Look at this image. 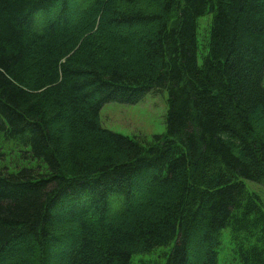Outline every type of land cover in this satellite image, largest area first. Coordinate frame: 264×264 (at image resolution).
I'll use <instances>...</instances> for the list:
<instances>
[{"label":"trees","instance_id":"obj_1","mask_svg":"<svg viewBox=\"0 0 264 264\" xmlns=\"http://www.w3.org/2000/svg\"><path fill=\"white\" fill-rule=\"evenodd\" d=\"M212 16L199 64L198 22ZM264 0H0V264H264ZM168 93L167 132L106 130Z\"/></svg>","mask_w":264,"mask_h":264},{"label":"rangeland","instance_id":"obj_2","mask_svg":"<svg viewBox=\"0 0 264 264\" xmlns=\"http://www.w3.org/2000/svg\"><path fill=\"white\" fill-rule=\"evenodd\" d=\"M212 16H206L198 22L199 64L202 56L208 52V35ZM264 84V82H263ZM168 113V93H149L136 104L108 103L100 113L101 126L116 134L140 141H150L155 136H163L167 132L166 117ZM22 150L15 142L6 139L0 133V166L10 172H16L24 166H35L36 161H28L22 157ZM247 190L259 197L264 210V185L251 181H244ZM226 230L222 235V244L219 249L218 264H231L232 244ZM168 248L157 249L149 255L133 257L132 264H165L159 254L168 251Z\"/></svg>","mask_w":264,"mask_h":264}]
</instances>
